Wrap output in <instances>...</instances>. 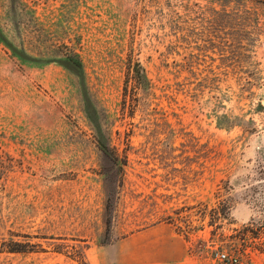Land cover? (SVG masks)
Wrapping results in <instances>:
<instances>
[{
	"label": "rangeland",
	"instance_id": "rangeland-1",
	"mask_svg": "<svg viewBox=\"0 0 264 264\" xmlns=\"http://www.w3.org/2000/svg\"><path fill=\"white\" fill-rule=\"evenodd\" d=\"M222 252L264 264V0H0V264Z\"/></svg>",
	"mask_w": 264,
	"mask_h": 264
},
{
	"label": "built area",
	"instance_id": "built-area-1",
	"mask_svg": "<svg viewBox=\"0 0 264 264\" xmlns=\"http://www.w3.org/2000/svg\"><path fill=\"white\" fill-rule=\"evenodd\" d=\"M217 258L224 264H239V258L235 255H229L225 252L218 253Z\"/></svg>",
	"mask_w": 264,
	"mask_h": 264
},
{
	"label": "trees",
	"instance_id": "trees-1",
	"mask_svg": "<svg viewBox=\"0 0 264 264\" xmlns=\"http://www.w3.org/2000/svg\"><path fill=\"white\" fill-rule=\"evenodd\" d=\"M139 67H141L139 64H138ZM141 71V69L138 71V73ZM15 245V244H14ZM11 252H21L22 250H18V249H12L10 250Z\"/></svg>",
	"mask_w": 264,
	"mask_h": 264
}]
</instances>
